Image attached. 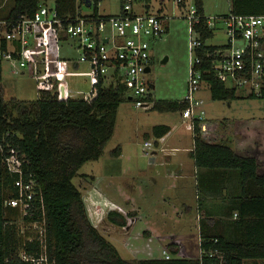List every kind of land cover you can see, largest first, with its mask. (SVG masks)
Listing matches in <instances>:
<instances>
[{
  "label": "trees",
  "instance_id": "trees-1",
  "mask_svg": "<svg viewBox=\"0 0 264 264\" xmlns=\"http://www.w3.org/2000/svg\"><path fill=\"white\" fill-rule=\"evenodd\" d=\"M46 1L53 3L60 16L69 19L75 17L77 8L84 3L82 0H15L6 16L31 15ZM144 1L148 4L150 0ZM193 1L201 15L200 23L195 26L201 45L195 52L202 59L199 65L204 71L202 79L213 100L233 99L236 89L223 85L215 77L204 56L206 51L224 45L206 44L213 28L205 24L201 0ZM229 12L264 14V0H229ZM93 16L103 17L96 10ZM125 90L123 83L105 87L98 78L90 99H59L45 90L28 102L4 98L0 93V143L3 149L8 146L24 154L28 163L23 167V175L31 174L41 192L48 260L52 264H244L245 260L264 264V171L259 175L255 158L237 154L228 143L206 141L197 120L192 124L193 147L189 155L196 168L202 170V177L197 176L196 199L197 209L203 210L198 219L199 257L128 260L91 225L81 192L72 178L82 164L102 155L113 135L116 109L125 99ZM249 96L264 98V88L260 96ZM184 106L183 102L158 100L151 108L170 111L182 110ZM168 130L167 125L159 124L153 126L152 133L161 137ZM112 153L118 155V148ZM2 159L0 152V264H32L16 253L20 246L27 253L37 247L21 245L15 221L17 211L3 207V199L15 194L16 175L7 171ZM228 184L238 186L239 191L222 192ZM213 199L219 201V207L211 209L204 205ZM129 215L108 209L105 216L109 222L123 227ZM169 251L171 255L177 253L173 245Z\"/></svg>",
  "mask_w": 264,
  "mask_h": 264
},
{
  "label": "rangeland",
  "instance_id": "rangeland-1",
  "mask_svg": "<svg viewBox=\"0 0 264 264\" xmlns=\"http://www.w3.org/2000/svg\"><path fill=\"white\" fill-rule=\"evenodd\" d=\"M14 1L0 0V18L7 15L14 5ZM121 3L122 0H92L90 6L85 3L79 5V12L86 15L92 14L96 10L99 14H117L120 11ZM142 3V0L134 2L135 12L145 11V8L141 6ZM45 4L53 6L51 1H46ZM201 4L206 17L226 14L229 11V0H201ZM147 9L150 12H162L169 16L166 32L152 44L150 51L152 61L150 71L146 74L150 83L149 93L151 96L148 107H135L134 101L125 96L116 109V129L104 146L102 155L97 160H90L82 164L72 178V182L81 192L86 215L91 225L118 249L123 258L134 261L157 259L161 258L160 251L162 249L169 256L176 257L169 251L171 245L173 248L182 249L183 257L196 258L200 255L196 225L188 228L191 235L187 239L179 237L181 241L177 237L181 232L180 228L169 227V230L178 233L169 238L170 241L172 238L176 239L175 242L166 244L157 235L156 237L144 235L143 232L146 231V228L142 230L138 224H134L136 211L132 209L133 205L140 206L142 214L146 215L150 212L149 206L152 201L156 203L157 207L165 203H176L175 195L171 194V189L165 187L166 183L170 186V182H173L174 179L165 177L167 170L162 164L167 163L168 165L166 157L171 155L172 164L169 165L173 172L176 160L181 156H186L192 141L191 123L189 120L187 123L181 121L180 110L158 111L151 108L153 103L158 100L179 102L186 93L188 77L187 23L171 0H150ZM73 42V39H68L61 40L57 44L59 54L66 60L65 69L61 70L59 65L56 68L60 74L62 71L64 73L61 76L65 87L63 92L60 91L62 97H77L87 93L90 89V78L83 73L86 70V65L79 64L80 66L75 69L71 63L72 59L78 57V51L72 47L75 45ZM205 42L208 45L227 43L224 24L221 20L214 22L213 34ZM164 58L166 59L162 61ZM0 68V93L4 98L15 97L28 102L37 98L39 93L37 82L43 78L41 63L28 62L23 72L17 74L11 73L5 63H2ZM108 84L109 81L104 80L103 86L107 87ZM196 95L203 98L205 114L202 122L207 123L204 126H264V98L251 97L244 89H237L236 97L233 99L213 100L209 90L205 87L199 90ZM155 124H169L177 127L173 129L174 132L170 138L165 141L164 150H162V146L161 151H159V147L154 149V151L157 150L159 161H162L158 162L159 165L156 167L148 168L147 165L151 158L144 153L143 142L146 135L144 131H149ZM149 135L153 136L152 133ZM260 136L264 139V132L253 133L254 139L260 138ZM150 140L153 141V139ZM117 145L119 154L114 155L112 151L117 148ZM156 170L158 171L156 178L160 183L153 184L149 175L154 174ZM96 188L99 191H96ZM148 192H151L152 197H149ZM193 192L194 190L189 191L190 199H193ZM102 194L109 201L105 200ZM114 206L123 209L124 211L121 213L125 216L131 214L130 217H126V225L123 227L114 225L106 219L107 210L116 209ZM152 210H154V206ZM18 217L16 219L17 235L23 242V234L27 226L20 216ZM17 249V256H22V246ZM142 252L148 257L145 258ZM149 252H151L150 255ZM244 264L254 263L252 260H245Z\"/></svg>",
  "mask_w": 264,
  "mask_h": 264
},
{
  "label": "built area",
  "instance_id": "built-area-1",
  "mask_svg": "<svg viewBox=\"0 0 264 264\" xmlns=\"http://www.w3.org/2000/svg\"><path fill=\"white\" fill-rule=\"evenodd\" d=\"M135 1L122 0L119 13L100 14L103 17H94L93 13L80 15L77 8L75 17L69 19L60 16L54 5L48 6L45 3H40L31 15L2 17L0 65L7 64L9 71L17 74L23 72L28 62L41 63L43 78L37 82V90L50 91L59 99L69 98L60 95V91L65 90L61 80L64 73L62 71L60 74L56 68L59 65L61 70L65 69L66 60L59 54L57 44L61 40L73 39L75 45L72 47L78 51V57L72 59L71 63L73 66L85 64L86 70L83 73L90 78L89 91L79 97L92 98L95 93L94 84L101 78L102 85L104 80L109 81L107 87L123 83L125 94L134 101V106L147 108L151 98L150 83L146 78L152 61L150 51L152 44L166 32L169 16L162 12H135ZM142 1L141 6L145 7L147 3ZM171 1L187 23L188 77L186 93L179 101L185 103V106L179 114L181 119L189 120L192 126L195 120L201 122L205 114L203 99L196 95L204 83V71L199 68L202 59L195 52L201 45L200 33L195 29L201 15L193 0ZM88 2L91 4L92 0ZM204 19L209 28L221 20L227 36L224 47L204 54L215 77L227 87L244 89L248 94L260 96L264 88V14L240 15L227 12L223 15L204 16ZM146 67H149L148 72H145ZM155 147L154 141L143 142L144 153L150 158L154 156ZM0 152L7 171L16 175L13 181L15 194L3 199V207L16 210L17 218L20 216L27 226L24 234L21 232L22 245L34 244L37 247L31 253L23 250L19 258L32 264H52L46 253L43 198L31 174L27 177L23 175L27 159L12 147L3 149L1 143ZM160 253L159 259L171 258L163 249ZM144 256L148 257L147 254Z\"/></svg>",
  "mask_w": 264,
  "mask_h": 264
},
{
  "label": "crops",
  "instance_id": "crops-1",
  "mask_svg": "<svg viewBox=\"0 0 264 264\" xmlns=\"http://www.w3.org/2000/svg\"><path fill=\"white\" fill-rule=\"evenodd\" d=\"M145 11H148V4L144 7ZM229 12V11H228ZM150 13H157V12H150ZM223 15V14H222ZM80 65H74V68H78ZM205 87L208 89L207 84L204 82L201 86V89ZM153 88V85H152ZM200 89V90H201ZM80 96V95H79ZM77 96V97H79ZM73 97V98H77ZM200 97V96H198ZM202 98V97H200ZM203 99V98H202ZM181 118V117H180ZM116 121V120H115ZM183 123H187L188 120L181 119ZM207 123H203L202 121L199 123V128L202 134V137L208 141V142H226L230 145V147L239 155L242 156H251L255 158L257 164H258V174H262L264 171V139L261 138H253V133H261L264 132V126H204ZM159 125V124H155ZM153 125V126H155ZM191 125V124H190ZM150 130H146L145 132V140L153 139L154 143L156 144V147H159V151H161V146L163 147L162 150L165 149V144L170 136L173 134L175 127L177 126H170L168 132H166L161 137H150L149 133H152V128ZM254 127V128H253ZM116 129V126L114 127V131ZM138 131V130H137ZM192 126H190V133L192 137L191 141V147H189L188 151L186 152V156L179 157L178 160H176L175 164V170L172 172L170 165L172 164L171 155H168L166 159L168 160L167 163L162 164L164 168H166L167 172L165 173V177H170L173 182H170V186H168V183H166L165 187H168L171 189V194L175 195V202L174 204L165 203L163 205H160V207H157L156 203L152 201L150 203V212L146 215L142 214V211L140 210V206H132V209L136 211V215L134 216V224H138L141 229L143 230L146 228V231L144 230V235H152L153 237L159 236L160 240L164 243H172L175 242V240L172 238L170 241L169 238L175 236L178 232L169 230L168 228L171 226L180 228V234L179 237H189L191 235V232L188 231V228L194 227L196 225V234L199 240V234H198V223L197 220L199 219V216L201 215V212L203 210L199 211L197 209V195H198V187H197V176L202 177V170H198L196 166L194 165V162L192 158L189 155V152L192 150L193 147V132ZM254 131V132H253ZM153 135V133H152ZM155 137V138H154ZM117 148L119 150V147L117 145ZM155 149V148H154ZM154 156L151 158V163H148L147 167L152 168L159 165L158 157H157V150L153 152ZM156 156V158H155ZM170 158V159H169ZM156 163V164H155ZM157 170L154 172V174L149 175L150 180L153 184H158L156 175ZM86 175V174H85ZM93 176V175H92ZM172 176V177H171ZM95 178V177H94ZM238 186H231L227 185L222 189V192H225L226 190H231V192H238L239 189ZM94 190V188H92ZM193 191V199H190L188 197L189 191ZM218 190V188L216 189ZM96 191H99L96 188ZM260 191V190H259ZM101 194V193H100ZM149 197H152L151 192H148ZM103 195V194H102ZM104 196V195H103ZM105 200H108L104 196ZM204 205H207L208 208H214L219 207V201L218 200H207ZM154 206V210H152V207ZM116 207V210L123 212L124 210ZM171 212V213H170ZM194 213V214H193ZM193 214V215H192ZM192 217V218H191ZM195 218H197L195 220ZM139 229V230H141ZM150 231V233H149ZM181 235V236H180ZM180 239V238H179ZM181 241V239H180ZM182 249H177V253L173 256H176L174 258H184L182 255ZM189 258V257H185Z\"/></svg>",
  "mask_w": 264,
  "mask_h": 264
},
{
  "label": "water",
  "instance_id": "water-1",
  "mask_svg": "<svg viewBox=\"0 0 264 264\" xmlns=\"http://www.w3.org/2000/svg\"><path fill=\"white\" fill-rule=\"evenodd\" d=\"M84 2H85V4L87 5V6H90V2H88V0H84ZM105 41V40H104ZM166 58H164L162 61H164ZM148 70H149V67H146L145 68V72H148ZM127 99H130V97L128 96L127 97Z\"/></svg>",
  "mask_w": 264,
  "mask_h": 264
}]
</instances>
